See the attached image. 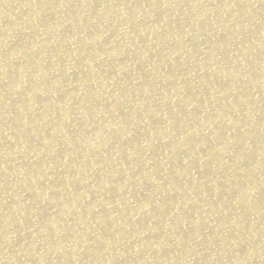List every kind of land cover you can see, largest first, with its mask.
Listing matches in <instances>:
<instances>
[{"label":"bare ground","instance_id":"6f19581e","mask_svg":"<svg viewBox=\"0 0 264 264\" xmlns=\"http://www.w3.org/2000/svg\"><path fill=\"white\" fill-rule=\"evenodd\" d=\"M0 264H264V0H0Z\"/></svg>","mask_w":264,"mask_h":264}]
</instances>
